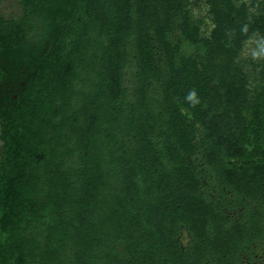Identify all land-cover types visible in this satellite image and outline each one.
Segmentation results:
<instances>
[{"label": "trees", "instance_id": "obj_1", "mask_svg": "<svg viewBox=\"0 0 264 264\" xmlns=\"http://www.w3.org/2000/svg\"><path fill=\"white\" fill-rule=\"evenodd\" d=\"M5 1L0 264H264V0Z\"/></svg>", "mask_w": 264, "mask_h": 264}, {"label": "rangeland", "instance_id": "obj_2", "mask_svg": "<svg viewBox=\"0 0 264 264\" xmlns=\"http://www.w3.org/2000/svg\"><path fill=\"white\" fill-rule=\"evenodd\" d=\"M11 3V0H6L1 7L5 8L6 6H9ZM194 12L196 17H204V24L202 25V30L205 34H208L213 27V23L211 20V15L208 12V6H206L204 3L201 2L199 6H194ZM254 40L248 41L245 45V50L243 52L244 56H250L253 55L254 50ZM2 149V143H0V151ZM186 236L184 235L183 239L186 241Z\"/></svg>", "mask_w": 264, "mask_h": 264}, {"label": "clouds", "instance_id": "obj_3", "mask_svg": "<svg viewBox=\"0 0 264 264\" xmlns=\"http://www.w3.org/2000/svg\"><path fill=\"white\" fill-rule=\"evenodd\" d=\"M189 99H191V97H189Z\"/></svg>", "mask_w": 264, "mask_h": 264}]
</instances>
